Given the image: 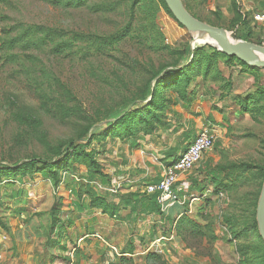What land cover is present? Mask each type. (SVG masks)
Masks as SVG:
<instances>
[{
	"label": "rangeland",
	"instance_id": "obj_1",
	"mask_svg": "<svg viewBox=\"0 0 264 264\" xmlns=\"http://www.w3.org/2000/svg\"><path fill=\"white\" fill-rule=\"evenodd\" d=\"M105 1L110 7H103L99 1H94L81 8H56L42 0H9L8 5L0 6V41L4 37V30L21 23L62 28L69 34L80 33L87 36L67 56L42 54L41 57L48 69L72 89L88 116H93L96 111L120 112L123 101L144 85L150 77L149 72L168 59L164 53L150 50L144 37H141V32L152 31L160 42L173 49L187 47L195 50L199 47L196 42L198 34L180 27L158 5L153 4L146 13L133 16L132 0ZM182 1L187 10L200 21L226 30L233 27L227 12L223 14L220 9L223 7L222 3L212 0ZM97 4L100 5L99 10L94 9ZM128 23L132 24L133 37L123 40L113 48L100 45L94 37L89 38L92 35L114 34ZM235 29L238 30V27ZM251 29L255 33L254 39L260 40L258 31L262 27L252 21ZM229 33L234 41L239 40L232 32ZM262 45L264 46L263 41ZM6 55L0 53V164L14 166L43 150L37 141L17 142L18 126L11 117L12 110L21 108L39 116L43 123L42 133L54 144L75 140L81 134L86 121L66 120L60 115L40 110V102L29 75L16 63L8 62ZM196 72L194 70L192 75L193 87L203 84L206 95L219 90L221 76H204L202 73L196 75ZM223 78L227 77L223 75ZM168 94L173 98L172 92ZM177 107L166 112L168 121ZM258 125L255 138H248L239 150L230 152L223 159L224 164H248L247 166L264 169V121ZM106 128V125H101L91 129L90 134H94L95 140L92 141L90 149L98 151V158L105 153H112L109 149L114 142L111 139L114 138H97L102 136ZM106 157L108 162L114 160ZM211 168L214 169L213 166ZM259 168L243 167L227 172L230 175L226 173L227 177L223 180L226 187L219 193H216L214 187L211 188L206 212L198 213L196 219H182L175 226H153L150 233H145L152 235L155 231L165 239L153 242L143 239L136 244L129 243L132 250L140 251L142 247H148L151 256L130 258L123 252L126 251V241H119L117 249L112 242L101 240L104 249L99 254L102 255L99 259L95 258L97 256L94 252L80 256L82 239L76 240L72 235L74 241L70 237L66 240L64 212H69L71 202L76 199L70 192L72 187L86 192L81 189L86 184L82 180L85 166L73 164L64 168L58 186L40 173L14 177L0 173V264H82V261L84 264H97L96 261L98 264H184L185 250L210 257L209 254L216 249L219 241L224 248L232 250L228 252V259L233 264H241L237 246L248 244L249 237L241 235L240 232L249 224L254 208L256 212L264 184V180L262 183L260 179L259 172L262 171ZM95 187L97 186L94 184ZM99 187L102 188L97 187L99 192L108 188L107 185ZM114 191L105 190L107 195L116 196L117 189ZM55 205L60 208L56 214L57 221L54 219L56 215L52 213ZM192 220L197 223L196 226L192 225ZM248 233L253 240H258L259 234L252 231ZM171 236L172 239L167 240ZM157 250H168L171 256L169 259L165 255L159 257Z\"/></svg>",
	"mask_w": 264,
	"mask_h": 264
},
{
	"label": "trees",
	"instance_id": "obj_2",
	"mask_svg": "<svg viewBox=\"0 0 264 264\" xmlns=\"http://www.w3.org/2000/svg\"><path fill=\"white\" fill-rule=\"evenodd\" d=\"M42 1L56 8H81L94 1H99L103 7H110V5H106L108 3L105 0ZM132 1L131 14L133 16L137 13H146L149 11L150 6L154 4L163 8L183 28L175 20L164 0ZM239 1H231L234 17L230 23H232L233 27L227 30L233 31L234 36L239 40L256 42L262 45L261 39H254L255 33L251 29L253 19L241 12ZM8 3L9 0H0V6L8 5ZM95 6L94 9L99 10L98 7L100 5L97 4ZM237 27L238 30L235 29ZM131 30L132 24L128 23L125 28L114 34L92 35L89 38L94 37L100 45L113 48L123 40L129 37L132 38ZM140 35L144 37L150 50L164 53L168 59L161 63L158 68L149 72L150 77L144 85L123 101L120 112L107 111L102 113L101 111H96L93 116H88L72 89L48 69L41 57L42 54L55 57L67 56L73 53L76 45L84 41L87 36L80 33L69 34L62 28L37 24L27 25L21 23L4 30V37L0 41V53L7 54L6 60L8 62L16 63L19 68L24 69L29 75L30 83L34 86L40 102V110L60 115L66 120L78 119L86 122L81 134L75 140L54 144L42 133L43 123L39 116L30 110L21 108L12 110L11 117L18 126L17 142L37 141L43 151L40 154L28 156L26 160L17 162L14 166H3L0 164V173L13 177L40 173L45 179L52 180L58 186L61 182V171L73 164H79L85 166L88 171V184H85L84 187H87L90 208L98 209L111 218L117 217L123 209L131 208L133 211H138L139 205L143 206L142 211L163 214L157 200V194L131 193L122 196L119 203H116L109 201L106 194L99 193L93 189L90 183L95 181V179L99 178L106 184L111 182V178L107 173V169L99 162L98 151L90 149L92 141L95 140L94 134H90L92 128L106 125L108 128L104 130L103 134H101L102 136L97 138L104 139L109 136L122 140L137 138L140 135H152L159 130H167L171 124L166 113L169 109L181 103L184 107H190L197 101L201 91L206 92L203 84L192 86L194 70H197L196 75L202 73L204 76H221L222 84L219 90L223 92L231 90V77L223 78L221 65L228 67L239 65L243 67V71H249L255 77V93L245 98H240L239 104L244 113L250 114L255 122H261L260 118L264 117V85L259 82V68L249 67L236 57H229L209 45L199 46L195 50H190L187 47L184 49H173L160 42L157 35L152 31L141 32ZM168 92H172L173 98L169 96ZM247 165L238 163L218 164L213 170L206 172L205 187H214L216 193H219L220 190L226 187L223 184V180L227 177V175L225 176L227 172L236 171L243 167H248V169L259 168ZM259 169L262 171L259 173L263 183L264 169ZM227 174L230 175L229 173ZM196 185L199 186L197 183ZM205 187H200V192H204L206 190ZM59 209L55 205L52 213L56 215ZM252 212L249 224L244 228V231L240 232L241 235L249 237V243L245 246H239L238 244L237 250L241 255V264H264V241L260 235L257 236L258 240H253L248 233V231H252L259 234L255 208ZM54 219L55 221L58 220L57 215L54 216ZM182 219L189 220L186 216H183ZM191 223L193 226L197 224L193 220ZM234 235L237 236V234Z\"/></svg>",
	"mask_w": 264,
	"mask_h": 264
},
{
	"label": "crops",
	"instance_id": "obj_3",
	"mask_svg": "<svg viewBox=\"0 0 264 264\" xmlns=\"http://www.w3.org/2000/svg\"><path fill=\"white\" fill-rule=\"evenodd\" d=\"M212 1L222 3L223 7L220 8L222 13L227 12L229 19H233L232 0ZM239 4L241 12L247 14L249 18H252L256 13H264V0H240ZM257 26L262 27L258 33L264 43V25ZM230 32L233 34V31ZM221 71L222 75L227 78L231 77L232 88L229 92L218 90L211 95H206L205 91H201L197 101L192 106L184 107L182 103L178 105L169 120L171 122L169 129L126 140L111 139L114 140L109 149L112 153H105L99 158L100 164L107 169L111 182L104 184L101 179L97 178L90 185L97 192H99V185H107L108 188H104V192H99L102 194H106V189L108 191L117 189L116 196L106 195L109 201L119 203L121 197L128 194L137 192L146 194L148 185L158 183L161 180L164 167L173 163L194 141L202 129L209 128L215 136L214 148L204 155L200 164L192 172L179 174L175 186L177 202L166 213L145 212L142 211L143 206L139 205L138 211H133L131 208L123 209L117 217L111 218L98 209L90 208L87 187L79 186L86 192L73 187L70 189L76 199L71 202L69 212H64L66 214L65 225L67 226L66 240L70 237L74 241L72 235L76 240H83L79 247L81 257L93 252L97 256L95 258L102 257L99 255L104 249L101 240L112 242V245L117 249L119 248L117 244L119 241H126L124 245L127 247L125 248L126 251H123L125 252L124 255L130 256V258L142 255L149 257L151 251L148 250V247H142L140 251L132 250L129 243L136 244L143 239L152 242L165 239L155 231L151 233L152 235L145 233H150L153 226H175L183 216L194 220L198 217V213L206 212L207 198L212 188L211 186L205 187L206 172H209L212 166L215 168L218 164L224 163L223 159L230 155V152L239 150L241 146L245 145L248 138L254 139L259 126V123L255 122L250 114L241 110L239 104L240 98L255 93V77L249 71H243V67L239 65L232 67L223 65ZM258 78L260 84L264 85L263 68H259ZM260 120L261 122L264 121L262 118ZM106 156L112 157L114 160L108 162ZM87 172L86 168L85 174L82 176V180L86 184H88ZM191 173L193 175H190ZM196 183L200 187L204 186L206 190L200 192V187ZM94 184L98 188H94ZM171 239L172 236L167 238V240ZM216 245V249L209 254L211 258L199 256L195 251L193 253L185 250L183 255L186 259L183 263L233 264L227 256L228 252L232 250L224 248L221 241L217 242ZM156 253L159 257L165 255L167 259L171 256L168 250H161V252L157 250ZM96 263L98 264V261Z\"/></svg>",
	"mask_w": 264,
	"mask_h": 264
},
{
	"label": "water",
	"instance_id": "obj_4",
	"mask_svg": "<svg viewBox=\"0 0 264 264\" xmlns=\"http://www.w3.org/2000/svg\"><path fill=\"white\" fill-rule=\"evenodd\" d=\"M175 20L190 33H197L199 46L209 45L221 53L236 57L250 67L264 69V46L245 40L234 41L230 33L222 28L212 26L194 17L182 0H164ZM258 233L264 241V184L256 210Z\"/></svg>",
	"mask_w": 264,
	"mask_h": 264
},
{
	"label": "built area",
	"instance_id": "obj_5",
	"mask_svg": "<svg viewBox=\"0 0 264 264\" xmlns=\"http://www.w3.org/2000/svg\"><path fill=\"white\" fill-rule=\"evenodd\" d=\"M252 19L255 24L264 25V13H256ZM214 146L215 136L212 131L209 128L202 129L187 149L173 163L164 167L161 180L146 187V194L158 195L157 200L163 213H166L177 202L175 186L179 174L192 172L200 164L204 155ZM112 192L115 191L112 190Z\"/></svg>",
	"mask_w": 264,
	"mask_h": 264
}]
</instances>
